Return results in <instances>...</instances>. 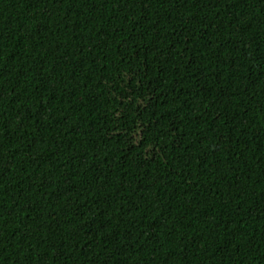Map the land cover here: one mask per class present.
Wrapping results in <instances>:
<instances>
[{
    "label": "trees",
    "instance_id": "1",
    "mask_svg": "<svg viewBox=\"0 0 264 264\" xmlns=\"http://www.w3.org/2000/svg\"><path fill=\"white\" fill-rule=\"evenodd\" d=\"M0 264H264V0H0Z\"/></svg>",
    "mask_w": 264,
    "mask_h": 264
}]
</instances>
